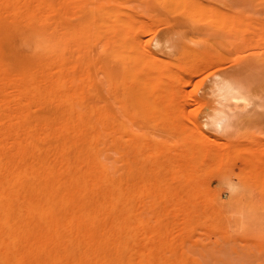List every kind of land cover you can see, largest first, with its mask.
Returning a JSON list of instances; mask_svg holds the SVG:
<instances>
[{
    "label": "rangeland",
    "instance_id": "374dc122",
    "mask_svg": "<svg viewBox=\"0 0 264 264\" xmlns=\"http://www.w3.org/2000/svg\"><path fill=\"white\" fill-rule=\"evenodd\" d=\"M45 3L54 7L46 19L8 10L0 20L28 37L45 27L39 21L74 32L64 53L88 61L99 100L113 117H124L127 177L136 168L147 178L152 163L161 169L166 190L158 213L174 225V241L206 264H264V0ZM118 37H130L124 66L116 57ZM16 42L14 50L24 52ZM126 67L140 70L142 83L149 74L154 84L143 85L135 103L126 95L122 109L120 100L115 104L121 89L115 80L106 84L105 74ZM41 108L33 114L50 112ZM218 213L229 219L219 223Z\"/></svg>",
    "mask_w": 264,
    "mask_h": 264
},
{
    "label": "bare ground",
    "instance_id": "6f19581e",
    "mask_svg": "<svg viewBox=\"0 0 264 264\" xmlns=\"http://www.w3.org/2000/svg\"><path fill=\"white\" fill-rule=\"evenodd\" d=\"M45 1L2 4L0 12L46 19L54 7ZM39 22L45 27L28 37L0 20V264H206L174 241V225L158 213L166 190L160 167L150 164L147 178L136 168L127 177L124 117L99 100L88 61L64 53L74 32ZM128 38L117 39L122 65ZM15 40L24 52L14 50ZM133 68L105 74L106 84L115 80L121 89L115 104L122 109L126 95L135 103L141 87L154 84L149 74L142 83ZM41 106L50 112L33 114ZM143 209H151L149 217ZM226 219L218 213L216 220Z\"/></svg>",
    "mask_w": 264,
    "mask_h": 264
}]
</instances>
